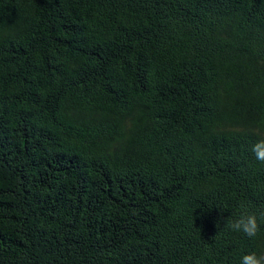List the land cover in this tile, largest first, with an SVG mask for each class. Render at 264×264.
<instances>
[{
    "label": "trees",
    "instance_id": "trees-1",
    "mask_svg": "<svg viewBox=\"0 0 264 264\" xmlns=\"http://www.w3.org/2000/svg\"><path fill=\"white\" fill-rule=\"evenodd\" d=\"M264 0H0V264H237L264 215Z\"/></svg>",
    "mask_w": 264,
    "mask_h": 264
},
{
    "label": "clouds",
    "instance_id": "clouds-1",
    "mask_svg": "<svg viewBox=\"0 0 264 264\" xmlns=\"http://www.w3.org/2000/svg\"><path fill=\"white\" fill-rule=\"evenodd\" d=\"M250 150L257 161H264V138L252 143ZM262 222H264V215H258V210L249 209L248 206L241 204L239 211L233 212L223 227L253 239L262 231L260 227ZM237 264H264V258L255 251L241 252Z\"/></svg>",
    "mask_w": 264,
    "mask_h": 264
}]
</instances>
